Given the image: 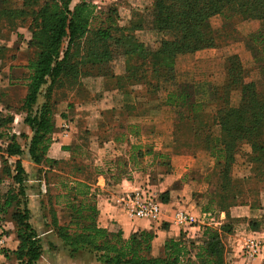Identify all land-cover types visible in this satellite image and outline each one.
<instances>
[{"label": "trees", "instance_id": "trees-1", "mask_svg": "<svg viewBox=\"0 0 264 264\" xmlns=\"http://www.w3.org/2000/svg\"><path fill=\"white\" fill-rule=\"evenodd\" d=\"M74 1L24 0L18 7L13 0H0V30L25 27L31 19L28 45L33 50V57L26 65L29 75L23 79L26 95L20 112L24 114L23 123L32 136L11 133L15 117L0 116V153L7 158H17L11 167L2 157V174L12 185L3 194L1 210L14 209L12 220L19 244L13 256L18 264H36L45 248L30 222L26 193L28 175L20 158L27 149L35 165L45 164L52 168L57 163L48 157L56 134L55 87L64 80H71L72 87L78 88L80 77L107 76L105 70L111 52L104 41L112 39V30L120 32L113 29L112 24L106 29H92L95 7L88 0H77L76 5H73ZM153 14L155 30L174 33L173 40L163 41L161 48L154 52L144 51L143 46L129 35H122L117 44L126 47L123 55L128 60L138 57L143 62L149 61L155 84L145 85L155 97L166 93L164 102L180 119V123L174 125L175 132L195 133L202 137V147L208 157L215 159V170L221 182L220 192L211 195L204 212H225L229 218L231 208L248 206V196L264 189V88H258L251 79L250 70L236 53L224 55L221 64H214L223 74L207 85L181 84L178 62L192 58L199 51L222 47L224 27H215L212 21L216 17H222L225 22L239 19L263 23L264 0H154ZM259 30L249 37L262 47L264 53V33ZM139 67L133 69L132 77ZM5 69L2 64L0 72ZM7 69L8 76L4 75V81L8 85L11 72ZM108 78L115 80L116 88L120 85L116 77ZM124 95L126 102L130 101L129 93ZM195 122L197 125H193ZM184 125L190 127L186 129ZM133 134L138 135L136 130ZM24 138L28 141L22 145L19 139ZM131 149L138 158L151 155L166 161L162 155L155 156L151 147L145 152L140 145H132ZM122 165L126 166L122 158L115 160L111 169L112 172L116 169L119 179L125 171ZM236 168L242 172L238 174ZM71 172L68 177H59L61 193L49 196L50 205L54 206L55 198L56 205H63L71 213L70 221L61 224L56 211L51 209V227L60 243L48 242L50 251L62 252L71 260L91 258L100 264H227L223 239L233 233L228 223L219 230L205 226L201 238L194 240H186L183 233L178 239L169 238L164 245V254L154 257L153 242L157 235L139 231L125 238L117 225L113 229L100 226V190L96 180L85 168L74 167ZM76 172L81 175L77 176ZM100 175L102 172H96V176ZM4 181L1 177L0 183ZM159 200L167 203L169 199L162 197ZM256 207L251 204L252 209ZM253 222L250 221L253 231H258L259 226Z\"/></svg>", "mask_w": 264, "mask_h": 264}, {"label": "rangeland", "instance_id": "rangeland-1", "mask_svg": "<svg viewBox=\"0 0 264 264\" xmlns=\"http://www.w3.org/2000/svg\"><path fill=\"white\" fill-rule=\"evenodd\" d=\"M23 1L24 0H13L14 4L16 3L18 7L22 6ZM88 1L95 7V19L92 23V29H106L109 24H112L115 27L113 29H118L120 32L112 30V39L104 41V45H107L111 52V58L108 60L107 70H105L107 71V76L96 77L95 75H88L80 77L79 80L81 85L78 88L72 87L71 80H64L62 84L55 87L53 99L56 103V135H53L48 157L57 163L52 168L47 167L45 164L41 166L35 165L31 162L26 151L27 149L25 150V155L20 158L28 175L26 193L28 207L31 212L30 222L38 231L45 246L44 253L36 264H100L91 258L71 260L64 253L52 252L48 247V242L60 243L54 233V229L51 227V209L56 211L61 224L68 223L71 216L70 211L66 207L63 205H56L55 198L53 199L54 206L49 204V196L55 197L62 191L59 186V177H68L69 174H72L71 171L74 167L85 168L86 172L89 171L92 173L94 180L97 182L96 187L99 188L98 181L102 176H105L109 187L121 182L122 177L125 176V173H123V176L119 179L117 176L118 173L111 171L113 165L111 158L112 153L107 154L106 157L100 155V134L97 132L102 129L105 130L109 126L102 122L100 118L102 115L94 110L96 100L104 98L102 92H97V89L94 91L97 86V81H101L105 88L109 87V89H115V80L108 78V76L116 77L115 79L118 80L117 83L120 84L117 85V93L124 94L128 92L130 101L135 97L134 94L139 92V88H143L144 91L142 92V97H140L144 98L142 101L145 105L144 107L142 106V108L146 109L145 113L150 122V126H153L152 123L154 120L152 119L155 114H158L157 117L163 121L168 119V123L163 122L167 128L171 125V119L176 116L175 110L164 102L166 93H160V95L155 97L151 95L150 88L145 85V83L155 84L151 68H149V61L144 60L143 62L138 59V57H130L128 60V57L123 55L124 51H126V47L121 43L117 44L118 38L122 35H129L135 38L137 41L136 43L143 46L144 51L154 52L161 48L163 41L173 40L174 33L159 32L154 28V0ZM78 2L77 0L74 1L73 5H76ZM212 22L215 27H220V29L224 27L223 31L225 34L221 37L222 47L219 49L199 51L195 53L192 58L179 61L180 83L194 85L211 84L214 78L223 74L222 69L215 68L214 64H221L224 55L236 53L240 56L244 66L250 70L251 79L255 81L258 88L262 90L264 88V53L262 47L254 43L249 37V34L257 32L259 29L264 33V22L247 23L241 22L239 19L225 22L222 17H216ZM30 24L31 19H28L25 27L18 26V28L13 31L7 28L0 30V61L6 68L4 71L0 72V103L4 106L0 116L7 117L11 115L15 117V123L12 125L11 133L15 131L19 134L28 135L29 138L32 134L29 128L23 123L25 116L20 112V108L26 95L23 79H26L29 75L26 65L33 57V50L28 45L31 39V33L28 29ZM143 63L145 66H143ZM137 67H139V70L134 77H132L133 69ZM7 68H10L11 72L8 85L7 82L4 81V75L8 76ZM11 69L15 70L11 71ZM137 98L139 97L136 96V99ZM42 101L43 99L41 98V102ZM125 101H127V98ZM84 103L85 105L88 104L93 106L88 112L94 119H92L87 126L82 127L83 134L81 137L83 141L74 142L70 139L72 131L70 120L75 114V110L81 106L80 104ZM174 125L175 124H172L173 131L177 130ZM193 125H197L196 122ZM184 127L188 129L190 125H184ZM184 127L181 129L184 130ZM149 131L151 134L153 133L152 128L149 129ZM27 141L28 139L26 138L19 139L22 145H25ZM150 141H152V143L148 146L153 148L155 142L153 139ZM55 145L57 146L56 149ZM108 151L112 152L110 148H108ZM3 156L7 159L8 165L11 167L14 166L17 160V158H7V156L0 153V178L3 177L5 180L0 183V214L2 216L1 224L4 226V243L0 249V264H18L13 256V252L17 248L15 250H10L12 243H18L15 235V225L12 220L14 209H9L7 212L1 210V202L5 198L3 194L9 189L10 184L12 185L10 179L2 174ZM29 161L32 163L31 165L28 164L30 163ZM167 161L168 159L162 161V169L156 167L148 172L150 175L148 178L152 185L156 186L160 184L165 180L167 175L173 174L174 169ZM167 163H169V165H167ZM235 171L238 174L242 172L239 168H236ZM96 172H102V175L96 176ZM76 174L77 176L81 175L77 172ZM141 189L143 190V188ZM144 189H149L154 195L158 196L159 199H162V197L169 199L166 193H170V191L164 192V189L161 187L152 189L145 187ZM247 199L249 201L248 207L251 208V204L257 205L255 209L251 208L253 212L252 216L249 218H237L234 213L235 207H233L229 210V218H226L224 222L220 220V215L223 212L213 211L206 213L205 217L200 220L195 218L192 223V226H199L201 235L203 227L205 226L219 230L227 223L230 225L233 233L225 235L223 239L226 245L225 258L227 264L232 263L231 250L232 242L234 241L233 235L236 234L237 231H243L246 228L253 231V224L250 225V221H254V225L259 226L258 231L264 232V189L260 190L259 194L255 192L251 193ZM113 228L114 226H111L108 229ZM12 234H14V236L11 237ZM184 235L186 240L201 238V236H197L193 233H191L190 236L188 234ZM251 242L261 247L260 253L254 257L248 255ZM243 252V257L251 260L264 255L263 239L248 241L243 248Z\"/></svg>", "mask_w": 264, "mask_h": 264}, {"label": "crops", "instance_id": "crops-1", "mask_svg": "<svg viewBox=\"0 0 264 264\" xmlns=\"http://www.w3.org/2000/svg\"><path fill=\"white\" fill-rule=\"evenodd\" d=\"M14 70L11 69V71ZM96 89L97 92H102L104 98L96 100L94 110L102 115L100 117L102 122L109 126L97 132L100 134V155L106 157L107 154L112 153V161L122 158L126 163V166L122 165L125 176L122 177L121 182L109 187L105 176L98 181V187L101 190L98 198L99 224L104 228L119 226L125 238L139 231L155 233L157 237L153 242L152 251L154 257L164 254V245L169 238L178 239L182 233L189 236L191 233L201 236L199 226L179 224L176 221V215L179 212H185L193 219H202L206 215L204 210L211 195L220 192L221 182L215 170V159L206 155L200 140L202 137L195 133L173 131L172 124L180 123L177 115L171 119V125L167 128L163 122L168 123V119L163 121L157 117L158 114H155L152 119L153 126H150L145 113L146 109L142 108L145 105L142 101L144 98H141L143 88H139V92L134 94L135 97L128 102L125 101L127 96L117 93L116 88H105L101 81H97L94 91ZM136 96L139 98L136 99ZM80 105L70 120L72 128L70 139L74 142L83 141L82 127L87 126L94 119L88 112L93 106L85 105V103ZM3 108L4 106L0 103V113L3 112ZM151 128L152 134L149 131ZM134 130L138 135L133 134ZM151 139L155 142L152 148L155 156H164L174 169L173 174L167 175L165 180L156 186L149 181L148 172L156 167L162 169L163 160L153 159L154 157L150 155L138 158L131 149L132 145H140L145 152L149 148L148 145L152 143ZM108 148L112 152L108 151ZM145 187L150 189L161 187L164 192L170 191L168 202L161 203L162 214L158 222L130 219L121 203L127 194ZM252 212L248 206H238L234 209L237 218H249ZM226 218V213L223 212L220 220L224 222ZM233 238L231 264H264V255L252 260L243 257V248L247 242L255 239L264 241V232L246 228L243 231H237ZM17 245V242L12 243L10 250H15Z\"/></svg>", "mask_w": 264, "mask_h": 264}, {"label": "built area", "instance_id": "built-area-1", "mask_svg": "<svg viewBox=\"0 0 264 264\" xmlns=\"http://www.w3.org/2000/svg\"><path fill=\"white\" fill-rule=\"evenodd\" d=\"M0 61V69H1ZM13 134L20 135L14 131ZM124 205L126 214L132 220H148L151 222H158L161 218L162 209L161 202L158 196L154 195L149 189H138L132 193L127 194L121 202ZM1 214H0V249L3 246V235H4V226L1 224ZM193 218L185 213L179 212L176 215V221L179 224L190 225L193 223ZM261 247L251 242L249 245L248 255L254 257L259 254Z\"/></svg>", "mask_w": 264, "mask_h": 264}]
</instances>
